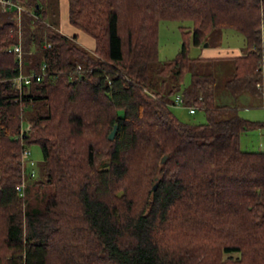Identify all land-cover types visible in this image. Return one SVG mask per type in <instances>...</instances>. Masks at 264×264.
<instances>
[{"label":"trees","instance_id":"trees-1","mask_svg":"<svg viewBox=\"0 0 264 264\" xmlns=\"http://www.w3.org/2000/svg\"><path fill=\"white\" fill-rule=\"evenodd\" d=\"M13 1L21 15L0 6V264H264V152L240 147L262 124L215 103L218 80L186 42L170 61L158 52L163 20L192 22L182 28L197 45L236 29L246 52L225 89L261 95L264 0H69L93 50L46 21L59 0ZM44 64V80L12 84ZM176 102L207 122L181 121ZM33 144L41 175L24 197Z\"/></svg>","mask_w":264,"mask_h":264},{"label":"rangeland","instance_id":"rangeland-1","mask_svg":"<svg viewBox=\"0 0 264 264\" xmlns=\"http://www.w3.org/2000/svg\"><path fill=\"white\" fill-rule=\"evenodd\" d=\"M3 9V7H2ZM4 10V9H3ZM69 0H59L57 3V15L55 17H49L47 22H52L53 26H55L58 30H60L62 33H65L69 36L78 35V42L82 44L85 48L88 50H93L95 45V40L89 37L87 34L81 32L79 29H77L75 26L71 25L69 22ZM264 20V19H263ZM159 27V59L160 62L164 61H170L172 59H175L178 54L180 53V50L182 48L183 43L188 44V51L190 58H200L204 57L206 58H212V53L223 51L221 49H231V50H238L242 51L245 47V36L242 35L239 31L236 29L226 28V29H215L213 30L209 35L206 41L202 44H195L193 41V37L190 35H186L184 32H186V28H182L184 26H190L192 22L188 21H180V20H163L160 22ZM186 30V31H184ZM263 34H264V25H263ZM22 38V37H21ZM34 51V50H32ZM197 71L201 74H212L217 78V86H216V99L215 103L222 105V104H230V98L228 96V92L225 89L224 83L226 80L230 79V77L234 74V66L231 63V60L229 59H206V60H200L196 64ZM185 85H188L190 83V74H187ZM154 84L156 86H153L150 91L159 90L161 88V78H157L156 76H153L152 78ZM167 89L168 90V85ZM173 99L176 98V96L172 97ZM173 112L176 114V116L183 122L188 123H206L207 119L205 116L204 110H198L194 115H191L189 113V109L187 107H184L183 105H178L176 102V105L172 106ZM69 111L71 109H68ZM73 110V109H72ZM25 128H27V124H24ZM252 133V132H251ZM251 133H244V134H250V135H244V139L242 142V148L245 150H253V151H262L264 152V149H261L256 145V139L252 140V136L254 134ZM256 136V135H255ZM31 156L27 161L26 169H28L29 173L34 172L35 176L31 177L29 182H32L33 180L40 179V170L42 166V161L44 154L42 152L41 145L33 144L29 147ZM34 164H31V163ZM22 173L24 172L23 166H21ZM23 175V174H22ZM28 177V176H27ZM26 177V179H27ZM155 185V184H154ZM154 187V186H153ZM21 196L25 197V191H18ZM29 200L31 202L37 201V197H35V189H32L29 192Z\"/></svg>","mask_w":264,"mask_h":264},{"label":"crops","instance_id":"crops-1","mask_svg":"<svg viewBox=\"0 0 264 264\" xmlns=\"http://www.w3.org/2000/svg\"><path fill=\"white\" fill-rule=\"evenodd\" d=\"M223 51L220 52H214L212 53V58H204L200 57L198 59L206 60V59H229L232 63V58H235L237 56L243 55L245 51V47L242 51L238 50H231V49H221ZM234 66V65H233ZM234 75V74H233ZM231 78V77H230ZM264 88V87H263ZM228 96L230 98V104L229 107L232 108V111L237 112V114L249 121H256L261 123V126H258L257 128L251 129V131H245L241 135L240 139V147L242 148V142L244 135H250V134H244V133H251L254 134L251 138L256 139V145L260 147L261 149H264V92L261 95H255L252 93H242L236 98L228 93ZM256 135V136H255ZM245 150V149H243ZM245 151H251V150H245ZM253 151V150H252Z\"/></svg>","mask_w":264,"mask_h":264},{"label":"built area","instance_id":"built-area-1","mask_svg":"<svg viewBox=\"0 0 264 264\" xmlns=\"http://www.w3.org/2000/svg\"><path fill=\"white\" fill-rule=\"evenodd\" d=\"M0 6L3 7L4 10L16 9L17 13L19 15H21L22 7L19 4H17L16 2H14L13 0H0ZM13 49H14V52L19 57V62H20V66H21L22 63H23V56H22L23 50H22L21 44H18V45L16 44ZM40 69L41 70L32 71L30 73H26L24 71H21V73L18 76L14 77L12 79V84L16 88H18L19 90H23V88L25 86L31 85L32 82L42 81L47 76L50 75L49 71L46 69V65L45 64L42 65ZM176 101L178 103H180L182 101L181 96H179ZM187 108L189 109V113L191 115H193L197 111V107H195V106L194 107L188 106ZM30 154H31L30 149L28 147H25V149H23L22 154H21L22 155V157H21V166H23V169H24V172L22 173L23 174V181H22V184L17 186V190L18 191H22V192L25 191V188H26V177L28 175H30L31 177L35 176L34 172L29 173L28 169H26L27 161H28V159L31 156ZM31 164H34V163L32 162Z\"/></svg>","mask_w":264,"mask_h":264},{"label":"water","instance_id":"water-1","mask_svg":"<svg viewBox=\"0 0 264 264\" xmlns=\"http://www.w3.org/2000/svg\"><path fill=\"white\" fill-rule=\"evenodd\" d=\"M117 132V125L113 128V130L110 132L109 138L114 139L115 134ZM166 160V157L163 158V162ZM157 189V184L154 185L153 191Z\"/></svg>","mask_w":264,"mask_h":264}]
</instances>
